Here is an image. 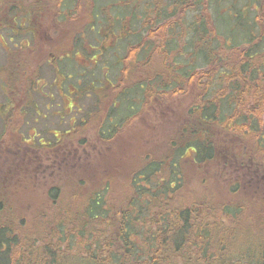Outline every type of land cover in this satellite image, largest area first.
Masks as SVG:
<instances>
[{"label": "rangeland", "instance_id": "374dc122", "mask_svg": "<svg viewBox=\"0 0 264 264\" xmlns=\"http://www.w3.org/2000/svg\"><path fill=\"white\" fill-rule=\"evenodd\" d=\"M61 1H38L41 9L40 12L32 15L36 19L34 26L31 27L29 44L21 49L25 59H28L27 72L25 76L21 70L15 76L11 74L14 82L11 83L10 88L4 91L0 89V205L3 207L0 211V221L2 218L6 221L7 216H10L14 220L10 218L8 220L17 230H23L24 227L34 229L37 224L43 231L51 230L59 225L62 217L68 216L66 214L68 208L72 211L77 206L76 211L77 209L80 211L79 205L84 204L94 190L101 191V197L108 206L110 204L116 207L122 202L125 203L126 197L131 198L129 181L133 177L132 174L144 168L151 160L162 161L163 171L157 174L160 178L170 170L169 158L175 164L171 176L179 177V187L172 193V200H168L172 205L175 201L180 203L197 200L196 204L197 202L208 204L214 211L224 205L218 210L221 211L225 205L234 206L233 204L238 201L248 204L255 200L259 201L260 198L264 199L263 193H259L260 197L256 195L258 199H254L259 187L264 190L263 184L253 179V177L257 179V175H264V148L260 149L262 151L257 149L260 144V132L243 134L245 139L243 140L236 135L226 133L217 119H211L207 137L212 143L216 141L219 144L222 140L224 144L231 136L232 144L240 145L235 146L233 150L220 149L215 145L216 156L202 164L194 163L192 149L189 147L173 158L175 147L172 148L171 143L174 140H178L177 146L183 143L182 139L179 140L180 129L184 121L194 117L188 112L189 103L193 99V93L195 95L196 92V86L192 81H188L190 79H183L182 85L187 81L185 86L179 84L177 87L162 88L166 94L160 91L157 95L156 87L152 88L147 96L144 94V104L136 114L124 122L112 137H108L106 123L111 121L109 117L106 121V114L110 111L111 98L108 95L100 101L97 100V92L94 89L99 84L102 88L106 86L108 82L105 80L106 76L115 80L120 74L114 60L115 54L120 53L122 46L112 44L110 41L109 46L115 45L113 49L94 51L92 47H95L99 38L95 31L92 33L88 28L91 20L88 22L83 1L77 0L72 6H64ZM5 2L3 5L0 3V21L6 18V7L10 8L9 4L12 0ZM167 2L162 0L164 5ZM214 2L209 0L210 13L215 21L221 14L228 17L233 14L244 23L255 21L254 27H261V30L264 28V0H252V2L222 0L218 7L213 5ZM229 11L232 12L228 14ZM58 13L62 15L61 18ZM196 13L198 10L192 6L185 17L189 20ZM178 14L176 16L179 19L183 11ZM208 14L207 10L206 15ZM57 19L60 20L56 22ZM208 25L213 30L211 35L214 30L219 29V26ZM3 26L0 36L4 39L0 38V41H5L7 47L13 50L8 37L9 24ZM230 27H235L231 20L224 21L220 25L221 31L232 38L228 30ZM236 31L235 38L239 37V33L242 36L245 32L243 29ZM76 35H82L81 49L75 44L73 54L70 52L64 54L65 51L71 50L72 38ZM223 36L216 37L214 43H208L209 47L216 45L219 54H225L222 53L223 48L220 46L226 41ZM260 38V33L254 31L250 43L259 49H264V37L261 41ZM248 44L247 41H240L236 50ZM61 54L63 55L60 56ZM186 57V60L194 61L189 51ZM6 59L4 46H0V66L8 65ZM148 59V63L142 69L143 75L150 78L153 73H158L160 77L162 57L154 53L152 56L149 55ZM165 60L171 63L172 57L168 56ZM106 63L110 64L107 70ZM111 63L114 66H111ZM9 68V71L13 70V67ZM55 70L60 71L56 77H54ZM37 77H41L40 85L38 84L37 87L34 83L31 87L33 90H29L24 82L30 84V80L33 81ZM211 77L213 75L208 76V82ZM1 78L4 82L5 76L1 75ZM163 78H167V75ZM179 78L180 76L177 78L178 81ZM2 82L0 79L1 84ZM83 83L88 84L87 88L90 86L94 88L85 94L84 89L81 88ZM210 96L208 100H213L217 104L218 97ZM27 98L30 101L27 100L25 103ZM122 106L116 114H124L126 105ZM113 118L115 119V116ZM261 119L264 120V114ZM262 120H260L261 125ZM120 122L119 120L118 123ZM262 127L264 128L263 125ZM204 136H201V139ZM250 150L255 152L256 158L249 154ZM140 182L144 185L148 184L145 181ZM233 187H237L236 192L232 190ZM55 188L57 195H53L52 192ZM55 200L58 201L56 205H54ZM259 203L263 202L259 201ZM250 207L249 211H241L238 215L242 219H245L246 214L252 219L257 218L256 206L250 205ZM202 208L199 209L202 211ZM157 209V207L153 208L154 214ZM76 215L75 212L74 216H71ZM223 217L230 220L233 215L228 214ZM246 220L249 222L248 218ZM74 226L77 224L75 223ZM103 227L104 222L95 221L86 226L87 232H83V235L73 227L69 238L76 237L74 240L78 243L73 248L78 249V253L82 256H88L90 249H86L85 246H89L87 244L91 243L95 236H101L102 233H99L103 232ZM250 228L255 229L256 235L264 233V228L261 226ZM92 249L95 250V244H92ZM143 254L144 252H139L142 257ZM139 262L145 261L142 259Z\"/></svg>", "mask_w": 264, "mask_h": 264}, {"label": "trees", "instance_id": "16d2710c", "mask_svg": "<svg viewBox=\"0 0 264 264\" xmlns=\"http://www.w3.org/2000/svg\"><path fill=\"white\" fill-rule=\"evenodd\" d=\"M38 1L40 0H29L28 7L23 4V0H15L16 6L8 14L17 13L18 10L25 13L27 8L30 19L35 20L32 15L40 12L41 9ZM82 1L88 22L91 20L88 28L92 33L95 31L99 38L92 49L96 52L111 50L115 45L109 46L110 41L112 44L122 46L120 53L115 54L114 60L120 74L115 80L106 76L105 80L108 81L106 86L102 88L99 84L94 89L97 92V100L100 101L108 95L111 98L110 113L106 114V121L107 117L111 121L106 123L108 137H112L124 122L136 114L144 104V94L147 96L148 92L156 87L155 93L158 95L160 91L164 92L162 88L182 85L183 79L186 78L196 86L195 95L193 93L188 109L194 117L184 121L180 129L179 140L182 139L183 143L181 142L180 146H177L178 140L171 143V147H175L173 158L189 147L192 149L194 163L202 164L216 156L215 145L220 149L231 148V150L240 145L232 144L231 136L224 144L222 140L219 142L220 145L216 141L212 143L207 137L211 119H217L226 133L236 135L243 140H245L243 134L260 132V144L257 149L264 148L262 127L264 120L261 119L264 114V49H259L250 43L254 31L260 33V41L263 39L264 28L261 30V27H254L255 21L244 23L233 14L230 15L231 17L221 14L215 21L210 13L209 0H165L168 1L166 5L162 0ZM214 1L213 5L218 7L222 0ZM61 2L64 6H72L77 0ZM192 6L196 7L198 13L188 20L185 17L186 12ZM205 9L209 11L208 15ZM182 11L184 16L178 19L176 14ZM231 12L229 11L228 14ZM59 17L61 18L62 15L59 14ZM59 20L57 19L56 22ZM227 20L235 24V27L228 29L232 38L220 29V25ZM208 24L213 27L219 26L220 30L213 32L215 36L211 35L213 30ZM237 29L238 31L243 29L245 32L242 36L239 33V37L235 38ZM219 36H223L226 40L220 44L223 48L222 53L225 54H219L216 45L211 47L208 45L214 43ZM81 37L82 35H76L72 38L71 50L65 51L64 54L69 52L73 54L75 44L81 49ZM240 41H247L249 44L236 50ZM187 51L194 58L193 62L186 60ZM154 53L162 57V73H159L160 77L158 73H153L148 78L143 75L142 69L148 63L149 55L152 56ZM168 56L172 57L171 63L165 60ZM109 66L110 64L106 63V70ZM111 66L114 64L111 63ZM58 73L60 71L55 70L54 77ZM164 75H167V78L164 79ZM210 75L213 77L208 82ZM172 78L175 81L170 80ZM186 82L182 86H185ZM87 85L85 83L81 85L85 94L94 88L93 86L87 88ZM108 85L113 90L108 88ZM125 87L128 89L125 90ZM208 96L218 97V103L208 100ZM124 104L126 105L124 114H116ZM260 120L263 122L262 125ZM201 136L204 137L201 139ZM249 154L255 157L253 150H250ZM168 160L171 163L170 170L167 174H161L160 178L157 174L163 171L162 161L151 160L144 168L132 174L133 177L129 181L131 198L126 197L125 201L123 200L125 203H120L121 206L120 204L116 207L110 204L108 206L101 197V191L94 190L92 196L84 204L79 205L80 211L78 209L76 211L77 206L72 211L68 208L66 211L68 216L62 217L59 225L51 230L43 231L38 224L34 229L24 227L23 230H17L8 220V218L14 220L12 217L7 216L6 221L2 218L0 264H176L177 262H179L177 264H264V233L256 235L255 229L250 228L252 226L264 228V199L259 200L263 205L258 200L248 204L238 201L233 204L234 206L225 205L221 211L218 210L224 205L214 211L208 204L200 202L196 204L197 200L180 203L175 201L172 205L168 200H172V193L179 187V177L171 176L175 164L170 158ZM263 176L257 175V179L255 177L253 179L263 184L264 189ZM140 181L148 184L144 185ZM232 190L236 192L237 187H233ZM56 191V188L52 189L53 195H57ZM259 193L264 195L261 187L258 193H255L254 199H258L256 195L259 196ZM54 203L56 205L58 201L55 200ZM250 205L256 206L257 218L252 219L246 214L245 219H242L238 214L241 211H249ZM154 207L158 208L155 214ZM2 208L0 205V211ZM75 212L77 215L73 217ZM228 214H232L233 218L224 219L223 216L226 217ZM95 221L104 222L103 232L99 233H102L101 236H95L91 243L86 242L89 246L85 248L90 249V254L82 256L78 253V249L73 248L78 243L74 240L76 237L69 238L70 232L75 227L74 229L83 235V232H87L86 226ZM75 223L77 226H74ZM139 240L140 242H137ZM92 244H95V250L92 249ZM140 251L144 252L143 257L139 255ZM142 259L145 262H139Z\"/></svg>", "mask_w": 264, "mask_h": 264}, {"label": "flooded vegetation", "instance_id": "af4514ba", "mask_svg": "<svg viewBox=\"0 0 264 264\" xmlns=\"http://www.w3.org/2000/svg\"><path fill=\"white\" fill-rule=\"evenodd\" d=\"M0 3H2V5H3L6 2H5V0H0ZM23 4L28 6L29 1L23 0ZM9 5H10V8L6 7V12H7L6 18L2 19V21H0V30H2V28L4 27L3 26L4 24H6V23L9 24V26H7V29H9L8 37L10 40L9 42L12 43V47H13V50H11L4 43L5 41H0V46H4V50H5L6 58H7L6 61L8 64V65H6V67L0 66L1 82H2L1 75L5 76L4 82H2V84L0 83V89L3 91L7 88H10L11 83L14 82V79H13L11 74H14V76H15L16 73H18L21 70L22 74L25 76V73L27 72L26 62L28 61V59L27 58L25 59L22 50L24 48H26L27 45L29 44L30 36L32 33L31 27L34 26V25H31V23L34 24V21H35L32 18H31L32 20L30 19V13H29L27 8L25 10V13H22L17 9L18 10L17 13L10 12L8 14V12L12 8H14V6H16L15 0H12V2ZM0 38H3V36H0ZM46 62L47 61H45V63ZM9 67H13V70L9 71L10 70ZM40 80H41V77H37L33 81L30 80V84H28L26 82H24V83L28 87L29 90H33V88H31L32 85H34V83H35V85L38 87L40 85ZM27 100H28V102L30 101V99L27 98L25 100V103L27 102Z\"/></svg>", "mask_w": 264, "mask_h": 264}]
</instances>
